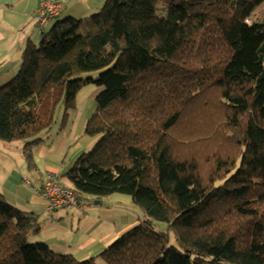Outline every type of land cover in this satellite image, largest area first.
I'll list each match as a JSON object with an SVG mask.
<instances>
[{
    "label": "trees",
    "instance_id": "trees-1",
    "mask_svg": "<svg viewBox=\"0 0 264 264\" xmlns=\"http://www.w3.org/2000/svg\"><path fill=\"white\" fill-rule=\"evenodd\" d=\"M262 3L107 0L52 19L0 85V141L22 142L31 167L57 109L67 125L101 87L84 130L100 138L63 177L80 204L129 195L144 217L80 260L31 243L38 215L0 192V264H264V20L247 23Z\"/></svg>",
    "mask_w": 264,
    "mask_h": 264
},
{
    "label": "crops",
    "instance_id": "crops-1",
    "mask_svg": "<svg viewBox=\"0 0 264 264\" xmlns=\"http://www.w3.org/2000/svg\"><path fill=\"white\" fill-rule=\"evenodd\" d=\"M60 1L64 6L60 17L78 19L88 18L103 3V0ZM38 3V0H0V85L18 73L26 45L29 42L39 44L42 39V31L35 21ZM48 31L44 29V32ZM87 121H80L74 129L71 126L67 133L60 127H53L51 132L45 134L44 141L33 148L31 167L25 157L23 143L0 141V192L9 203L22 211L38 215L40 220L41 216L50 213L53 220H42L45 227L42 226L44 229L41 230L44 234L42 241L55 251L58 249L60 253L72 254L80 260L99 255L113 241L114 235L122 234L138 224L137 220L129 224L132 215L127 214L118 225L116 218L127 209L119 211V207L104 206L103 201L99 206L95 203L90 205L84 212L75 211L77 209L49 211L47 201L35 192L42 189L44 176L48 172L56 173L63 184H69L63 175L86 151V145L78 143L73 146V142L83 136ZM26 179L28 182H25ZM110 221H114V227L109 230ZM72 235L79 241L74 242Z\"/></svg>",
    "mask_w": 264,
    "mask_h": 264
},
{
    "label": "rangeland",
    "instance_id": "rangeland-1",
    "mask_svg": "<svg viewBox=\"0 0 264 264\" xmlns=\"http://www.w3.org/2000/svg\"><path fill=\"white\" fill-rule=\"evenodd\" d=\"M107 0H103V3L100 5V9L104 6L105 2ZM162 7V4L159 5V11L158 14L162 15L164 14L163 10H161L160 8ZM38 11V8H37ZM37 11H36V15H37ZM99 11V10H98ZM95 11L94 13L98 12ZM94 13H92L91 15H93ZM36 15H35V20H36ZM89 15V16H91ZM65 16L60 17V19L64 18ZM59 19V20H60ZM79 19H82L81 17H79ZM264 20V3H262L261 5H259L257 7V9L252 13V16L250 17V20L247 21L248 24H252L254 22H262ZM56 21V19H55ZM54 21V22H55ZM51 22V21H50ZM49 23V22H48ZM37 24V23H36ZM54 24V23H49L48 25H46V29L48 31V29L50 28V26ZM98 75L97 72H92V73H82L79 77L82 78H86L88 76H96ZM102 91L101 87H98L96 85H89L84 87L77 98V109L75 112H71L70 115L68 116V121H67V125H62L63 123V118H64V107L61 106L57 109L56 111V115H55V124L53 127H64L63 128V132H66L68 130H70V128H72L71 126H73V129L76 128L78 126V123L80 121L83 120H89L91 118V116L94 114L95 109H96V96ZM88 122V121H87ZM70 123V124H69ZM99 136H94V137H90V136H86L85 134H83L82 137L75 139L73 142V146L77 145L78 143H82V145H86V152H90L94 146L96 145V143L99 140ZM19 143L21 144L22 142H16V144ZM23 145V144H22ZM91 205H93V203H90ZM103 204L104 206H116L119 207V211L121 209H127V211H123L121 213V215L119 214V218H116L118 225H120V221L121 218H125V215L127 214H131L132 215V220H130L129 224H133V221L137 220V222L139 221V218L142 219L144 217L143 212L140 210L139 207H137L133 201L131 196L129 195H122V194H116L114 196H111L109 198H106L105 200H103ZM99 206V205H97ZM102 206V205H101ZM78 211V210H75ZM118 211V210H117ZM133 211V212H131ZM97 215V213H95ZM53 220L52 215L49 213L45 216H41V225L44 227V223L42 220ZM155 222V229L158 231H167V224L163 223V222ZM108 229L110 230L112 227H114V221H110L108 222ZM131 226V225H130ZM58 229L60 230V225L57 226ZM45 228V227H44ZM43 228V229H44ZM42 229V230H43ZM107 229V227H106ZM82 232V231H81ZM169 242H170V246H174L176 248H178L179 250H182V248L178 245L177 240H176V235L173 231H169ZM120 235V234H119ZM119 235H114V239L113 241L119 236ZM73 241L78 242L79 239H77L74 235H72ZM44 241V234L42 231H40L39 233L35 234V235H31L29 238V241L31 243H39V242H43ZM111 241V242H113ZM58 252H61L60 250L56 249ZM99 264H107L105 261H99Z\"/></svg>",
    "mask_w": 264,
    "mask_h": 264
},
{
    "label": "built area",
    "instance_id": "built-area-1",
    "mask_svg": "<svg viewBox=\"0 0 264 264\" xmlns=\"http://www.w3.org/2000/svg\"><path fill=\"white\" fill-rule=\"evenodd\" d=\"M63 8L60 0H39L36 23L41 31H44L49 21L61 16ZM25 182H28L27 179ZM35 192L47 201L49 211L77 209L84 212L90 207L89 204L78 203L73 190L63 184L56 173H46L42 189Z\"/></svg>",
    "mask_w": 264,
    "mask_h": 264
},
{
    "label": "water",
    "instance_id": "water-1",
    "mask_svg": "<svg viewBox=\"0 0 264 264\" xmlns=\"http://www.w3.org/2000/svg\"><path fill=\"white\" fill-rule=\"evenodd\" d=\"M100 203H101L100 201H96V202H95L96 205H99Z\"/></svg>",
    "mask_w": 264,
    "mask_h": 264
}]
</instances>
